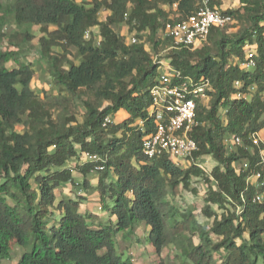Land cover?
Here are the masks:
<instances>
[{"label": "trees", "instance_id": "obj_1", "mask_svg": "<svg viewBox=\"0 0 264 264\" xmlns=\"http://www.w3.org/2000/svg\"><path fill=\"white\" fill-rule=\"evenodd\" d=\"M240 3L242 12H223L234 17L233 26L242 20L248 28L234 35L226 34L229 27L213 28L207 44L191 51L173 48L172 39L163 36L170 19L163 6L176 4L181 20L196 11L198 0H0V44L11 21L15 29L8 35L10 48L0 45V261L17 245L23 249L17 264H134L117 251L116 238L142 224L151 229L159 264H166L165 249L182 243V262L167 264H264V199L253 201L264 187L249 180L264 173L260 149L251 141L264 131V0ZM101 12L110 13L104 21ZM122 23L136 43L115 31ZM34 27L42 33L39 55L54 85L70 96L84 91L92 97L83 102L81 123L74 116L55 117L49 95L41 99L32 88L34 66L21 61L19 49L34 39ZM247 45L256 51L252 72L230 62L243 58ZM55 47L62 55L53 54ZM159 47H167L165 60L183 76L210 84L211 100L207 106L197 102L191 132L198 145L193 160H215L208 173L193 161L185 168L168 156L151 161L142 156V138L155 128L150 89L158 83L161 60L153 56ZM69 49L76 50L78 64L68 59ZM121 112L127 117L119 124ZM108 116L115 122L104 127ZM139 121L143 127L136 137L117 138ZM22 124L26 129L18 132ZM233 136L241 137L242 146H228ZM80 153L104 158L98 191L115 223L93 229L87 220L98 217L79 212L82 198L57 203L56 191L73 180L68 163ZM78 168L84 176L94 171L91 164ZM199 182L204 212L213 219L208 228L178 204L182 192ZM83 185L88 189V181Z\"/></svg>", "mask_w": 264, "mask_h": 264}, {"label": "built area", "instance_id": "obj_2", "mask_svg": "<svg viewBox=\"0 0 264 264\" xmlns=\"http://www.w3.org/2000/svg\"><path fill=\"white\" fill-rule=\"evenodd\" d=\"M77 1L84 3L93 0ZM234 24V17L225 14L213 3V0H198V7L194 13L184 19L167 22L162 33L164 37L172 39L173 48L194 51L207 44L213 28H226ZM90 36L91 30H87L85 38L89 39ZM136 41L134 36L129 40L132 44ZM158 63L160 65L158 83L150 89L153 103L149 114L154 119L155 128L154 132L142 138V156L150 161L168 156L175 165L185 168L193 161L197 167L208 173V157L193 160L194 154L198 151V145L191 136V132L197 126V102H203L209 98L207 90L211 89L210 84L205 80L195 81L183 76L169 62L159 61ZM238 65L247 72H252L256 68V51L253 47L246 46L245 58ZM235 84L237 87L240 86L239 82ZM237 97L241 98L242 95L238 94ZM114 122L108 116L105 118L103 126H109ZM139 123L143 124L141 121ZM251 141L254 146L260 149L261 163L264 162V140L261 135L253 134ZM227 143L231 149L237 148L242 146V139L233 136ZM86 164L93 165L95 172L105 170L104 158L92 153L78 154L68 163V168L72 172L73 165ZM244 168H248V164H244ZM249 180L264 187V173L256 172L249 177ZM263 199L264 193L256 195L253 201L261 202Z\"/></svg>", "mask_w": 264, "mask_h": 264}, {"label": "rangeland", "instance_id": "obj_3", "mask_svg": "<svg viewBox=\"0 0 264 264\" xmlns=\"http://www.w3.org/2000/svg\"><path fill=\"white\" fill-rule=\"evenodd\" d=\"M213 3L215 5L218 6H222L221 9L222 10H238L240 12L243 11V7L240 3V0H213ZM177 6V5H176ZM176 8V7H175ZM169 12H170V16L171 18L169 19V22H173L178 20V16H177V12L173 11V9L168 8ZM110 14V13H109ZM107 12H101L99 15V19L101 21H104L106 19V17L109 15ZM12 23V21H11ZM9 24V32H7L5 39L1 40V47L2 49H9L10 47L8 46V38H9V34H12L15 29L14 27L10 26L12 24ZM249 24L245 21L240 20V22H238L235 26H230L227 31L226 34L228 35H234L237 34L241 31H243L244 29L248 28ZM51 29H54L53 27H51ZM31 34L34 36V39L31 42H28L26 44H22L20 46L19 49V53H20V59L22 62L27 63V64H33L34 66V70H35V77L34 80L32 82V88L33 90L37 93V95L40 96L41 99H46L47 94L49 95L48 100V104L51 106V108H53V114L55 117L59 116V115H64V116H74L77 121L79 123H81L83 121V117L85 114V109H84V105L83 102L84 100L87 99H92L91 96L89 95H85L84 91H80L77 95L75 96H70L68 95L66 92L64 91H60L58 87H56L54 85L53 79L49 73L48 70V66L46 65V62L40 57L39 55V38L41 37L42 33L40 31V29L38 27H34L31 30ZM115 31L119 34V35H123L126 38H128V41L133 37L134 32H130L128 30V26L126 25V23H122L118 26L115 27ZM97 34V30L96 32H94ZM142 40H145V38H143ZM213 42V41H212ZM210 42L211 46L213 45V43ZM209 44V43H208ZM167 47H159L157 49V51L154 53L153 56V60L158 62V60H161L163 62H168L166 61V57L168 55V49H166ZM53 54L55 55H62V49L60 47H55L53 49ZM70 55H68V59L71 60L74 64H78L80 62V58L77 56L76 54V50L75 49H69ZM245 58V54L243 56V58L236 60L233 57H231L230 62L234 63V64H239L241 61H243ZM8 68H13L15 67L14 63H9ZM211 98H207L205 100H203V104L205 106L209 105ZM67 106V108L63 111H61L63 108V106ZM66 112V113H65ZM220 114L222 117H224L225 115V111L222 110L220 111ZM122 119H117V123L121 122ZM121 124V123H119ZM143 126V124H140L139 122L133 126V129H130L131 131H128L127 129H125V132H119L116 134L117 138H121L123 136V134H127L128 136H131V138L136 137L138 130ZM25 125H19L17 127V131L18 132H23L25 130ZM261 138L264 140V131L261 134ZM215 164V160L213 158H209L208 157V161H207V169L208 171H210L212 169V167ZM204 186L202 185V182L199 183H195L194 185H192V187L190 189H185V191L182 192V194L179 196L180 197V201H179V206H181L179 209H187L188 212H191L194 214L195 216V220L196 222L201 225L204 226L206 228L210 227L212 224L213 219H208L206 213L204 212V207H205V202H204V197H205V193H204ZM173 204H175V202H172ZM230 210L234 209L235 207L231 206H227ZM215 211H218L217 207H214ZM219 212H222L221 209H219ZM181 214V213H178ZM218 214V213H217ZM177 218V217H176ZM180 218V217H178ZM196 237L194 238L195 243H197V235H195ZM146 237V232L143 233L142 238ZM154 238V236H153ZM149 245L151 244L152 240L147 239L146 241ZM135 245V244H134ZM147 244H140L139 246H135L137 248H135L133 250V253L136 255H141V252L144 253L145 250H147V254L146 256H144V258L146 259V262L150 261L149 264H159L160 263V258L157 257L154 252L152 251V247L151 248H147L145 247ZM185 245L182 243L181 245H176V249H169V251H167V253L165 252V256H163L164 258H162L163 260H165V263H170L173 260H177L176 262L181 263L182 259L180 256L183 249H184ZM116 248L117 251L119 253L120 252V246L117 245L116 243ZM151 251H150V250ZM23 253V249H20L17 245H12V252H11V257L7 260H2L0 261V264H17L20 257L22 256ZM126 254L125 257H127V252H125ZM127 255V256H126ZM139 261L137 260V264H144L146 262L141 260V257H139Z\"/></svg>", "mask_w": 264, "mask_h": 264}, {"label": "crops", "instance_id": "obj_4", "mask_svg": "<svg viewBox=\"0 0 264 264\" xmlns=\"http://www.w3.org/2000/svg\"><path fill=\"white\" fill-rule=\"evenodd\" d=\"M218 8L221 9L222 6L216 5ZM176 7V8H175ZM168 8L173 9V11H177L176 4L173 6H163V9L169 12ZM222 10V9H221ZM224 11V10H222ZM109 14V12H107ZM172 16V15H171ZM170 16V18H171ZM178 16V15H177ZM97 29H94V32H96ZM98 31V30H97ZM163 34V33H162ZM127 115L124 112L119 113L118 118L125 119ZM117 122V121H116ZM74 169L72 171V177L73 180L70 182H67L61 189H58L56 191L57 194V203L65 199H77L82 198V202L79 207V212L84 215L88 216L90 214L96 215L98 219H88V223L92 226L93 229H97L100 224H110L116 222V217L111 214L110 211H106L105 208L101 204L100 200V194L98 191V184L99 180L101 178V173L91 171L89 174L84 176L80 171L79 168L80 165L74 166ZM110 176L115 180V175L110 174ZM88 181L89 187L88 189L84 188V181ZM83 191V192H81ZM150 231L151 229L149 227H146L145 225H138L135 228V231L133 234H130L129 231H126L125 233H120L117 235L116 243L118 246H120V252H127L128 256H131L133 259V263L137 264V260L139 261V257H141V260L146 262V259L144 256L147 254V250L144 251V253L141 252V255H136L133 253V250L139 246L140 244H147L145 247L151 248L152 245L148 244L146 241L150 238ZM146 232V237L142 238L143 233ZM126 236V238H125ZM135 244V245H134ZM150 250V249H149ZM169 249H165L163 252V256H165V252L167 253ZM151 251V250H150ZM153 252V247L152 251ZM126 255V256H127ZM164 258V257H163ZM150 262V261H149ZM147 261L144 264H149ZM139 264V263H138Z\"/></svg>", "mask_w": 264, "mask_h": 264}]
</instances>
